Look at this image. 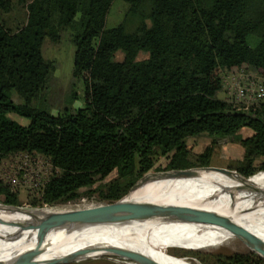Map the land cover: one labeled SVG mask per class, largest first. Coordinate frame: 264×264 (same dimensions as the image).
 I'll use <instances>...</instances> for the list:
<instances>
[{
  "label": "trees",
  "instance_id": "1",
  "mask_svg": "<svg viewBox=\"0 0 264 264\" xmlns=\"http://www.w3.org/2000/svg\"><path fill=\"white\" fill-rule=\"evenodd\" d=\"M123 1L127 14L140 20L133 32L125 21L106 26L113 0H20L23 23L10 26L0 17V163L19 152L50 161L53 174L31 200L37 205L83 195L112 203L145 189L206 195L264 211V188L249 179L264 170V99L238 110L217 97L224 72L244 69L264 80V0ZM11 4L0 0V10ZM66 29L76 47L73 72L83 82L84 106L53 114L33 103L53 68L43 56L44 41L59 42ZM244 128L252 134L244 137ZM203 138L210 145L194 153ZM224 141L238 144L243 154L227 166L235 174L212 184L206 167ZM192 169L194 177L134 189L148 175ZM0 203L20 205L1 183ZM21 218L0 208L6 221L0 236L17 233V244L25 240L28 233L12 225ZM171 248H186L170 244L163 253L171 263H182L186 258L172 256ZM206 257L215 264H264L254 253Z\"/></svg>",
  "mask_w": 264,
  "mask_h": 264
},
{
  "label": "rangeland",
  "instance_id": "2",
  "mask_svg": "<svg viewBox=\"0 0 264 264\" xmlns=\"http://www.w3.org/2000/svg\"><path fill=\"white\" fill-rule=\"evenodd\" d=\"M27 1V0H26ZM128 5L123 0H113L110 13L107 17L106 26L113 27L125 21L126 29L129 32L135 31L139 17L127 14ZM0 17L6 19L10 26H15L18 23L25 21L24 9L20 0H12L11 7L8 11L0 10ZM250 44L254 45L255 42L250 39ZM75 44L72 38V31L66 29L61 33L59 42L54 43L49 38H46L42 47L43 56L46 60L53 62V68L50 71L47 87L35 100L33 106L39 109L48 110L53 114H58L63 111H72L82 108L84 106V87L82 80L74 76V55ZM146 54H141L140 59L144 58ZM116 60L123 59V53L117 52L115 54ZM219 99L225 98L223 90L217 94ZM22 124H27L28 120L20 118L16 115H11ZM241 134L245 137L252 134L248 128L241 130ZM210 138L200 139L195 147L194 153L202 152L206 146L210 145ZM242 148L238 144L230 143L228 141L222 142L218 147V153L213 156L208 166V181L212 184L219 183L225 177V173L215 169H228L229 162L238 159L242 156ZM21 160L16 155L12 154L0 163V180L1 184L15 186L16 194L18 196L22 212H31L29 214L21 215L22 218L18 222L30 221L35 223L44 218V222H52L55 219H47L46 214H53L58 218L66 214L76 213L78 211H90L100 208L102 204L98 201L95 195H83L75 201L67 203H57L53 205H37L32 203L34 196H37L38 185H36L37 177L34 172H39L40 176L46 175L51 170V165L47 158L35 154L25 168L21 166ZM230 170V169H229ZM235 174L233 170H231ZM30 172V174H29ZM255 184H259L264 188V170H258L254 176L249 178ZM85 190L83 189L82 192ZM35 198V197H34ZM130 200L143 201V200H187V201H206L211 200L210 196L192 194L188 192H166L156 193L150 192L145 189L134 191L129 196ZM216 200V199H214ZM8 212V211H6ZM18 214V213H17ZM34 214H41L43 218H35ZM91 213H88L89 216ZM71 223V222H70ZM57 229H52L54 232H61L60 238H66L73 233L69 231V225H60ZM139 227V229H135ZM129 234L130 241L136 246L143 248L147 246L150 252H153L161 257L166 247L170 244H177L183 248H171L169 253L176 258H186L179 264H215L214 260L206 257V255H234V254H248L254 253L259 255L256 250L262 246L260 242L247 239L239 236L230 230L212 222L206 221H176L167 223L165 221L150 218L142 221L140 225L136 226ZM20 232H27L28 236L20 243L17 233L14 235H1L0 236V251L14 247H18L26 242L29 238L35 237L37 232L35 229H21L16 226ZM56 234V233H53ZM23 233H20L22 236ZM55 236L50 234L40 242H51L50 239ZM141 242V245L138 243ZM15 242V243H14ZM145 249V248H143ZM190 249V250H188ZM146 250V249H145ZM148 251V250H147ZM260 256V255H259ZM262 257V256H260ZM164 258V257H163ZM264 259V257H262ZM165 259V258H164ZM171 263V262H169ZM59 264H138L135 261L124 259L116 256H83L66 261ZM173 264V263H171Z\"/></svg>",
  "mask_w": 264,
  "mask_h": 264
},
{
  "label": "water",
  "instance_id": "3",
  "mask_svg": "<svg viewBox=\"0 0 264 264\" xmlns=\"http://www.w3.org/2000/svg\"><path fill=\"white\" fill-rule=\"evenodd\" d=\"M209 168L206 167V170ZM217 171L223 172L225 174L233 173L229 169H215ZM235 172V171H234ZM197 174V170H179V171H170L164 172L161 174L148 175L144 179H142L135 187H140L144 184H147L150 181L160 180V179H184L194 177ZM0 206L4 207V209L8 212H19L21 208L19 206H7L0 203ZM24 214H29L31 212H22ZM88 213H91L87 216ZM126 214H134L140 215L141 221H145L150 218H156L157 220L165 221L167 223L170 222H178L184 220H192V221H208L212 223H216L231 232L245 237L247 239H251L254 241L260 242L264 245V240L257 237L255 234L248 232L244 229L234 227L233 225H229L227 223L221 222L218 219V213L211 208L206 207L205 205H178V204H165V203H157V202H148V201H133L129 198L125 197L121 200L102 204L100 208L95 210H86V211H78L72 214H66L65 216H60L59 218L53 214H46V218L51 220L55 219L52 222H44V218L41 214H34L35 218H43L42 220H38L35 223L26 221V222H15L12 224L13 226H18L21 229H35L38 238L43 241L47 235L51 233H56L55 237H60L61 232L51 231L52 229H57L61 227L60 225H69L71 229L69 231L75 229H81L85 226H90L95 224L98 221H102L108 219L110 216ZM125 220L121 218L119 222ZM6 221L0 219V223L3 224ZM71 222V223H70ZM118 222V223H119ZM59 243L58 241L54 242H46L40 243L36 247L26 250L17 256H15L12 260L8 262H0V264H59L66 261H70L72 259L83 257V256H116L124 259H129L135 261L138 264H157L152 261L146 255H143L139 251L123 249L114 246L107 245H95L90 247L81 248L69 255L61 256L57 258H48L44 259V255L47 254L50 249ZM260 256L264 257V246H262L259 250H256ZM100 253V254H97Z\"/></svg>",
  "mask_w": 264,
  "mask_h": 264
},
{
  "label": "bare ground",
  "instance_id": "4",
  "mask_svg": "<svg viewBox=\"0 0 264 264\" xmlns=\"http://www.w3.org/2000/svg\"><path fill=\"white\" fill-rule=\"evenodd\" d=\"M148 202H157L165 204H178V205H205L208 208L213 209L219 215L217 216L221 222L233 225L244 229L248 232L255 234L257 237L264 240V211L260 208L243 203H228L218 200H206V201H187V200H143ZM0 208H4L0 206ZM19 215H25L22 211L17 212ZM143 214L134 215L126 214L110 216L108 219L98 221L93 225L85 226L81 229L73 230V233L66 237H54L50 241H58L50 251L44 255V259L57 258L61 256L69 255L81 248L95 246V245H107L114 246L123 249L135 250L146 255L152 261L157 264H171L165 257V259L147 249L136 246L130 241V232L138 225H140L141 217ZM124 218L125 220L120 219ZM119 222V223H118ZM139 229L136 227L135 229ZM52 235H55L51 233ZM48 236V235H47ZM36 237L29 238L22 245L6 250L0 251V262H8L12 260L18 254L36 247L40 242Z\"/></svg>",
  "mask_w": 264,
  "mask_h": 264
},
{
  "label": "built area",
  "instance_id": "5",
  "mask_svg": "<svg viewBox=\"0 0 264 264\" xmlns=\"http://www.w3.org/2000/svg\"><path fill=\"white\" fill-rule=\"evenodd\" d=\"M223 92L225 93L224 99L231 103L235 108L238 110H248L264 99V80L258 73L249 70L239 69L235 71L224 72ZM35 154L37 153L19 152L15 153L14 155L20 158L22 168H26ZM52 174V165L51 170L46 175L44 174L43 176H40L39 172H34V175L38 178L36 182L38 188L46 183ZM0 180L2 179L0 178ZM14 183L15 184L13 186L9 187L12 192L16 193L17 190L15 189V186L19 183ZM43 205L48 204L43 203Z\"/></svg>",
  "mask_w": 264,
  "mask_h": 264
},
{
  "label": "crops",
  "instance_id": "6",
  "mask_svg": "<svg viewBox=\"0 0 264 264\" xmlns=\"http://www.w3.org/2000/svg\"><path fill=\"white\" fill-rule=\"evenodd\" d=\"M239 147H240V146H239ZM241 150H242V152H241V153L243 154V149H241Z\"/></svg>",
  "mask_w": 264,
  "mask_h": 264
}]
</instances>
